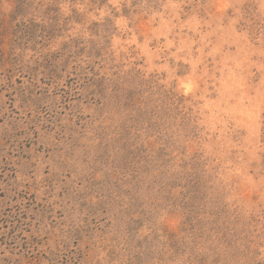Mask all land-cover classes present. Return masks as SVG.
<instances>
[{
    "label": "rangeland",
    "instance_id": "1",
    "mask_svg": "<svg viewBox=\"0 0 264 264\" xmlns=\"http://www.w3.org/2000/svg\"><path fill=\"white\" fill-rule=\"evenodd\" d=\"M0 264H264V0H0Z\"/></svg>",
    "mask_w": 264,
    "mask_h": 264
}]
</instances>
